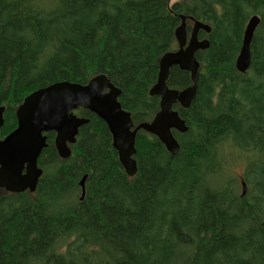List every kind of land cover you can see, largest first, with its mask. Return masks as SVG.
Listing matches in <instances>:
<instances>
[{
	"label": "trees",
	"instance_id": "obj_1",
	"mask_svg": "<svg viewBox=\"0 0 264 264\" xmlns=\"http://www.w3.org/2000/svg\"><path fill=\"white\" fill-rule=\"evenodd\" d=\"M252 15L260 24L240 74L234 62ZM180 16L211 32L199 33L209 48L195 54V99L173 107L188 128L173 132L179 152L137 132L128 178L106 125L75 111L89 123L70 158L58 157L48 133L36 192L0 196V264H264V0H0L1 132L36 89L97 75L121 90L135 125L149 122L159 99L148 91L160 57L177 47ZM167 85L184 89L189 74L174 67ZM233 152L249 158L243 197L225 174Z\"/></svg>",
	"mask_w": 264,
	"mask_h": 264
},
{
	"label": "water",
	"instance_id": "obj_2",
	"mask_svg": "<svg viewBox=\"0 0 264 264\" xmlns=\"http://www.w3.org/2000/svg\"><path fill=\"white\" fill-rule=\"evenodd\" d=\"M187 21L192 24L189 35L186 31ZM259 24V16L253 15L245 25L234 62L240 74L249 69L250 44ZM200 31L210 34L211 28L191 16H180V25L175 30L177 48L160 57L156 83L148 91L149 97L159 99V109L149 122L134 125L130 114L119 102L121 90L105 75L94 76L87 84L55 82L28 94L15 110L16 128L0 139V189L13 194L25 191L33 194L36 191L43 174L38 159L47 147L48 133H54L53 143L58 157L61 160L70 158V145L75 144L79 129L89 123L88 119L74 114L80 108L89 111L106 125L112 139L111 146L128 178H133L137 173L135 140L139 131L154 136L168 154L176 155L179 144L173 131L184 134L188 128L173 106L188 109L196 97L200 64L195 54L209 48L208 40L199 39ZM174 67L189 74L190 86L181 90L168 87L167 81ZM4 111L5 108L0 106V129ZM85 181L86 176H83L78 183L80 201L85 195ZM245 193L243 184L241 197Z\"/></svg>",
	"mask_w": 264,
	"mask_h": 264
},
{
	"label": "rangeland",
	"instance_id": "obj_3",
	"mask_svg": "<svg viewBox=\"0 0 264 264\" xmlns=\"http://www.w3.org/2000/svg\"><path fill=\"white\" fill-rule=\"evenodd\" d=\"M176 0H171V3L175 2ZM191 23L187 22V28H188V33L191 29ZM189 35V34H188ZM181 90V89H180ZM149 96V95H148ZM15 109V108H14ZM83 118V117H82ZM86 119V118H85ZM225 150L229 149L228 147H224ZM249 158L245 154H238L236 152H233V155L230 156L229 161L224 163V166L226 165V171L225 174L228 177H235L239 178L240 176L245 174L246 168L248 166ZM226 177V176H223ZM238 193H239V188H238ZM248 202L251 203L252 199L249 197Z\"/></svg>",
	"mask_w": 264,
	"mask_h": 264
},
{
	"label": "flooded vegetation",
	"instance_id": "obj_4",
	"mask_svg": "<svg viewBox=\"0 0 264 264\" xmlns=\"http://www.w3.org/2000/svg\"><path fill=\"white\" fill-rule=\"evenodd\" d=\"M176 106V105H175ZM4 122H5V118H4V115H3V125H2V127L4 126ZM16 128V119H15V127L12 129V130H10V132H12L14 129ZM1 130H2V128L0 129V139H3L5 136H7L10 132H8L7 134H3L2 132H1ZM46 143H47V141H46ZM47 146H48V144H47ZM38 164H39V162H38ZM244 176H245V174L244 175H242V176H240L238 179L237 178H233L235 181H237L238 183V186H239V195L241 196V190H242V186H243V184L245 185V188H246V190H247V184H245V182H244ZM40 181V180H39ZM37 189V188H36ZM36 192V191H35ZM34 192V193H35ZM29 193V192H28ZM33 193V194H34ZM6 194H9V193H7L4 189H0V196H4V195H6ZM10 195H13V194H10Z\"/></svg>",
	"mask_w": 264,
	"mask_h": 264
},
{
	"label": "bare ground",
	"instance_id": "obj_5",
	"mask_svg": "<svg viewBox=\"0 0 264 264\" xmlns=\"http://www.w3.org/2000/svg\"><path fill=\"white\" fill-rule=\"evenodd\" d=\"M245 29V28H244ZM244 32V31H243ZM242 37H243V34H242ZM241 41H242V39H241ZM239 73V72H238ZM242 74H244V73H242ZM47 148V147H46Z\"/></svg>",
	"mask_w": 264,
	"mask_h": 264
}]
</instances>
